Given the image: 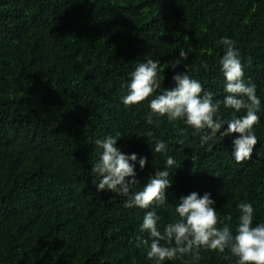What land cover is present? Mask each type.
Returning <instances> with one entry per match:
<instances>
[{
  "label": "trees",
  "instance_id": "16d2710c",
  "mask_svg": "<svg viewBox=\"0 0 264 264\" xmlns=\"http://www.w3.org/2000/svg\"><path fill=\"white\" fill-rule=\"evenodd\" d=\"M224 37L236 42L261 101L258 142L241 163L238 133L202 147L205 132L166 116L149 124L148 100L122 102L129 73L151 58L161 62L156 94L187 71L220 102V119L246 115L223 105ZM180 48L189 57L173 70ZM117 134L123 153L147 157L143 170L136 162L133 191L175 160L158 230L179 219L175 206L192 192L210 193L234 234L240 202L252 203L254 225L264 223V0H0V264H154L148 247L136 246L138 237L151 243L140 230L151 209L125 208L126 197L94 184L95 142ZM156 140L166 155L154 151ZM200 256L163 264H237L228 250Z\"/></svg>",
  "mask_w": 264,
  "mask_h": 264
},
{
  "label": "clouds",
  "instance_id": "9594fccd",
  "mask_svg": "<svg viewBox=\"0 0 264 264\" xmlns=\"http://www.w3.org/2000/svg\"><path fill=\"white\" fill-rule=\"evenodd\" d=\"M220 43L225 49L220 60L227 93L223 105L234 110V113L245 111L246 115H234L227 122L220 119L217 115L220 102L214 101L213 94L205 92L202 84L193 79L187 71L173 76L175 87L164 88L162 93L156 94L161 87V62L151 58L140 62L135 70L129 73L130 81L125 85L127 94L122 97V102L128 107L148 100L151 110L147 115L149 124L154 123L153 116H166L169 121H183L197 132H205L200 137L202 147L217 134L224 138L238 133L239 136L233 140V156L237 163H241L251 160L253 149L258 142L254 126L260 123L257 113L261 101L256 94V85L245 79L244 65L236 42L224 37ZM189 53L190 50L180 48L179 58L171 62L173 70L181 61L188 59ZM225 124L228 127L222 130ZM177 131L184 135L186 129ZM118 137L119 134L116 137L109 135L96 140V145L102 151L98 161L93 164L91 173L99 178V182L94 183L98 191L108 190L127 198L123 205L125 208L151 209L145 212L140 228L141 232L149 234L151 243L149 244V239L138 237L136 244L138 248L148 247L149 260L154 264H163L168 260L182 258L186 254H191L194 260H199L200 250L204 249L219 253L228 250L237 258V264H264V223L254 225V207L247 201L237 205L239 216L235 234L231 226L224 224L218 217L211 194L205 193L201 197L197 192L182 196L175 206L179 219L167 224L163 232L158 230L160 217L156 209L168 201L166 192L172 185L169 169L174 167L175 160L168 156L164 170L157 169L143 190L133 191V186L139 182L136 179L138 156L135 153H123L116 146ZM147 138L154 139L153 134L149 132ZM154 151L166 155V144L156 140ZM138 163L143 170L148 163L147 157L139 158ZM221 224L223 226L219 227Z\"/></svg>",
  "mask_w": 264,
  "mask_h": 264
}]
</instances>
